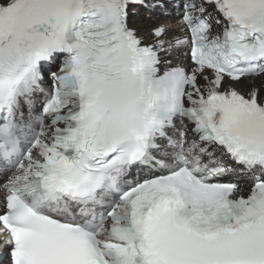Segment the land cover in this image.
<instances>
[{
    "label": "snow or ice",
    "instance_id": "snow-or-ice-1",
    "mask_svg": "<svg viewBox=\"0 0 264 264\" xmlns=\"http://www.w3.org/2000/svg\"><path fill=\"white\" fill-rule=\"evenodd\" d=\"M0 264H264V0H0Z\"/></svg>",
    "mask_w": 264,
    "mask_h": 264
}]
</instances>
